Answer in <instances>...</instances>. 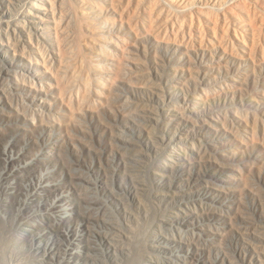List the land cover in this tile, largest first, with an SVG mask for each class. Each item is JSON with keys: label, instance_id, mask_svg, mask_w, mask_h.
<instances>
[{"label": "rangeland", "instance_id": "rangeland-1", "mask_svg": "<svg viewBox=\"0 0 264 264\" xmlns=\"http://www.w3.org/2000/svg\"><path fill=\"white\" fill-rule=\"evenodd\" d=\"M0 264H264V0H0Z\"/></svg>", "mask_w": 264, "mask_h": 264}]
</instances>
